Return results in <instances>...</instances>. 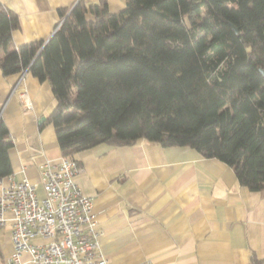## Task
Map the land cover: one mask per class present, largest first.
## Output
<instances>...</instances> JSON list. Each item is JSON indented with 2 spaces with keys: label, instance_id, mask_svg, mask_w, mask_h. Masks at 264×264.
<instances>
[{
  "label": "trees",
  "instance_id": "trees-1",
  "mask_svg": "<svg viewBox=\"0 0 264 264\" xmlns=\"http://www.w3.org/2000/svg\"><path fill=\"white\" fill-rule=\"evenodd\" d=\"M47 41L16 46L0 3V71L48 81L61 157L95 145L190 147L264 193V0L77 1ZM234 28L237 31H234ZM12 142L0 117V179ZM264 264V258H252Z\"/></svg>",
  "mask_w": 264,
  "mask_h": 264
},
{
  "label": "crops",
  "instance_id": "crops-1",
  "mask_svg": "<svg viewBox=\"0 0 264 264\" xmlns=\"http://www.w3.org/2000/svg\"><path fill=\"white\" fill-rule=\"evenodd\" d=\"M79 0H0L15 12L16 46L47 41L60 21L59 10ZM86 4L97 0H82ZM108 10L125 0H107ZM24 92L31 109L22 107ZM54 106L48 81L29 72L3 76L0 117L8 138L11 175L39 184V166L61 158L52 124L43 121ZM75 181L93 202L103 230L101 251L110 264H253L264 258V193L239 185L231 167L204 158L190 147L95 145L77 154ZM9 215H7L8 217ZM11 226L0 227V263L12 254ZM33 242H40L39 239ZM22 264H31L28 255Z\"/></svg>",
  "mask_w": 264,
  "mask_h": 264
},
{
  "label": "built area",
  "instance_id": "built-area-1",
  "mask_svg": "<svg viewBox=\"0 0 264 264\" xmlns=\"http://www.w3.org/2000/svg\"><path fill=\"white\" fill-rule=\"evenodd\" d=\"M24 109L31 102L17 93ZM78 164L61 157L39 166V184L23 178L0 187V227L11 226L12 254L0 264H110L101 251L103 230L98 228L92 199L75 181ZM7 215H9L7 217ZM39 239L40 242H33Z\"/></svg>",
  "mask_w": 264,
  "mask_h": 264
},
{
  "label": "water",
  "instance_id": "water-1",
  "mask_svg": "<svg viewBox=\"0 0 264 264\" xmlns=\"http://www.w3.org/2000/svg\"><path fill=\"white\" fill-rule=\"evenodd\" d=\"M234 31H237V30L234 28ZM260 72L264 75V70L260 69Z\"/></svg>",
  "mask_w": 264,
  "mask_h": 264
},
{
  "label": "rangeland",
  "instance_id": "rangeland-1",
  "mask_svg": "<svg viewBox=\"0 0 264 264\" xmlns=\"http://www.w3.org/2000/svg\"><path fill=\"white\" fill-rule=\"evenodd\" d=\"M38 195H39V197H41V196H42V193L39 191V192H38Z\"/></svg>",
  "mask_w": 264,
  "mask_h": 264
}]
</instances>
